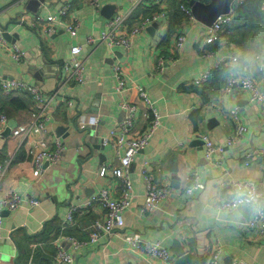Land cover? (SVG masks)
Returning a JSON list of instances; mask_svg holds the SVG:
<instances>
[{
  "label": "crops",
  "instance_id": "crops-1",
  "mask_svg": "<svg viewBox=\"0 0 264 264\" xmlns=\"http://www.w3.org/2000/svg\"><path fill=\"white\" fill-rule=\"evenodd\" d=\"M191 1L206 6L212 2ZM236 1L233 0L232 7ZM90 2L44 0L36 12H31L27 10L29 0H0V30L7 26L8 33L7 37L3 34L5 44L9 48L17 46L23 52L17 63L0 47V78L22 80L37 87L47 98L56 94L48 105L45 132L24 142L12 137L10 130L32 121L34 102L28 94L12 95L11 98H18L13 104L8 103L10 98L0 96L7 120L0 136V165L5 166L0 174V203L12 194L38 202L33 207L23 203L15 211L3 212L0 249L12 251L10 264H27L30 258L33 264H53L58 251L73 252L70 242L65 240L72 238L86 243L72 253L75 264H152L145 253L130 251L125 246L124 237L137 233L143 241L159 242L168 250L170 264H204L218 248L219 264H264V232L245 227L254 212L246 207L233 211L218 209L230 196L226 186L229 181L254 182L264 195V157H255L247 165L245 159L248 151L264 152V110L240 88L225 92L228 77L234 74L229 68L213 72L202 87L190 85L215 62L231 57L242 60L245 54L264 58V0L261 5L247 3L240 17L238 7L246 2L235 4L234 21L226 28L221 43L212 46L203 45L205 25L197 20L195 23L186 18L180 23L178 20L174 34L181 32L186 37L179 51L174 48V38L169 32L175 0L167 1L168 19L153 23L156 27L147 26L127 50L110 48L105 43L88 44L86 38L98 37L115 15L130 11V3L102 0L96 10ZM66 4L70 6L69 14L59 17L60 7ZM156 11V6L135 8L129 26ZM36 14L54 16L61 23L74 20L78 24L76 36L70 38L64 26H56V33L49 35L31 28ZM73 45L81 49L84 83L71 82L60 87L62 66L70 60ZM160 58L165 61L162 72L156 70ZM115 66L121 68L127 80L130 89L127 94L115 90ZM262 73L264 67L257 65L240 75L259 81ZM133 86L147 93L161 124L127 169L132 199L123 215L124 227L89 243L91 225L104 218L105 211L100 206L95 205L76 217L75 224L64 231L60 227L71 207L86 202L97 191L107 189L112 197H120L121 181L111 174V169L119 166L126 144L116 151L104 145L103 139L124 118L120 104L125 101L137 107L134 132L148 127L150 120ZM232 108H237L246 133L234 147L225 148L207 161L200 135H207L214 144L224 142L232 130L225 113ZM80 117L96 123L89 125L88 121L86 126H79ZM76 124L85 130L78 133L74 129ZM38 139H44L50 149L54 148L55 140H60L63 151L66 148L68 152L66 161L59 160L61 172L47 177L43 181L45 189L40 191L35 186L37 179L32 176L27 155L32 142ZM102 168L107 172L100 177ZM194 173L199 187L187 194ZM144 176L167 189L166 198L153 213L141 212L146 192ZM67 184L71 194L65 190ZM56 190L67 195L62 197Z\"/></svg>",
  "mask_w": 264,
  "mask_h": 264
},
{
  "label": "built area",
  "instance_id": "built-area-1",
  "mask_svg": "<svg viewBox=\"0 0 264 264\" xmlns=\"http://www.w3.org/2000/svg\"><path fill=\"white\" fill-rule=\"evenodd\" d=\"M102 0H91L90 4L96 10L99 7V3ZM129 2L131 5L130 11L126 14H117L111 20L106 23V28L98 37L89 36L86 38L88 44L105 43L110 48H122L127 50L132 40L139 34L145 31L147 26L163 22L168 19V13L166 4L168 0H123ZM246 0H237L235 4L240 5ZM235 4L233 5V12L231 14H225L218 16L214 22L206 27V35L203 40L204 46H212L214 44H220L223 34L226 28L234 21L235 18ZM156 6L158 11L152 13L151 16L141 17L132 25L129 26L128 21L132 11L140 6ZM179 10L184 14L186 20L190 23H195L196 19L186 4H181ZM70 6L68 4L60 7L58 11L59 17H66L69 14ZM31 28L43 33L44 35L55 34L56 26H64L65 32L70 38H74L77 34L78 24L73 20L69 23H61L55 19L54 16L41 17L36 14L32 17ZM186 42V37L183 33L178 32L174 36V48L181 50ZM0 47L11 56L15 62H20L23 58V52L17 46L8 47L3 39V32L0 30ZM81 49L78 45L70 47V60L62 66L63 78L61 80L60 87L68 85L69 83L83 84L84 83V64L80 58ZM238 60L237 57H231L229 60L223 62H215L211 68H209L200 77L191 81L190 85L193 87H202L206 85L213 72L221 70L223 68H229L233 61ZM164 59L160 58L157 62L156 70L162 72L164 66ZM261 70V69H260ZM115 78V90L119 93L127 94L130 90L127 87V80L121 71L119 66L113 68ZM240 88L246 94L252 103L257 104L264 110V73L261 75V80L254 81L253 79L246 78L240 74H231L227 80V86L225 92H230L232 88ZM138 93V100L143 105L146 116L149 118L148 127L140 132H134L135 112L136 106L128 102H122L120 104L121 109L125 112V116L122 121L117 125L116 130L111 132L108 138L103 139V144L112 147L116 151L126 144V150L124 156L119 158V166L111 169V174L121 181V193L120 197L114 198L107 189H101L93 194L86 202L77 206L71 207L66 214L65 221L62 223L60 230L73 226L75 224L76 217L86 214L93 206L98 205L104 211L103 220H96L91 225V231L89 233V243L98 241L101 236H110L124 227L123 215L131 205V192L132 186L127 177V169L131 165L134 156L147 147L149 139L160 127V115L158 111L148 97L147 93L138 86H133ZM0 93L3 96H12L17 94H28L34 102V114L32 121L26 125L18 126L10 130L12 137L18 138L21 142L29 140L31 137L40 136L45 132V121L48 105L51 100L56 96L53 94L51 98L44 97L39 89L35 86L29 85L22 80H5L0 78ZM70 105V104H69ZM227 122L232 126V130L228 137L221 144H214L207 135H200V139L203 142L204 158L207 161L212 160L214 155L221 154L225 148L234 147L245 135L246 128L241 124L240 116L237 108H232L226 111ZM89 121V123H87ZM92 125L96 123V120H84L83 117L79 118V126ZM7 120L5 116L0 117V136L6 127ZM63 151V145L60 140L54 141V148L50 149L44 139H38L32 142L30 149L27 151V155L31 159L33 168L32 176L38 179L45 170V164L47 167L56 165L61 157ZM255 157H264V152L252 153L247 152L245 154L246 165L248 162L255 159ZM9 163V161H7ZM5 166L0 165V174H3ZM107 170L102 168L99 171V176L105 175ZM2 176V175H0ZM146 183V192L144 202L141 208V212L153 213L158 210L159 203L166 198L167 189L162 186H158L153 182L150 176H144ZM248 186L254 188L256 193L259 194L260 199L264 200V195L259 191L256 183L251 181H229L226 186L229 188V198L218 205V209L221 211H233L240 207H236L233 203L232 193L238 186ZM199 187L197 175L193 174V182L190 189L186 190L187 194H190L194 189ZM23 203H28L30 207L38 205V202L34 199L23 200L17 194H12L10 197L4 199L0 203V239L2 234V218L3 212H12L21 208ZM243 207V206H241ZM245 227L249 230L257 231L258 233L264 232V213H253L252 217L246 221ZM70 242L72 253L78 252V250L85 245V242H79L72 238H67ZM125 246L130 251L145 253L149 262L152 264H170L171 254L168 250L160 246L159 242H146L140 238L137 233L126 235L124 237ZM221 249H216L204 262V264H219V255ZM65 250L57 252L53 264H75L74 254ZM0 264H3L0 261ZM27 264H33L30 258ZM106 264V263H103ZM248 264V263H239Z\"/></svg>",
  "mask_w": 264,
  "mask_h": 264
},
{
  "label": "clouds",
  "instance_id": "clouds-1",
  "mask_svg": "<svg viewBox=\"0 0 264 264\" xmlns=\"http://www.w3.org/2000/svg\"><path fill=\"white\" fill-rule=\"evenodd\" d=\"M259 65L264 67V58L252 54H245L241 59L233 61L229 67V72L241 74L254 70ZM233 203L236 207L250 208L255 213H264V200L260 199L259 194L256 193L254 188L248 186H238L232 193Z\"/></svg>",
  "mask_w": 264,
  "mask_h": 264
},
{
  "label": "water",
  "instance_id": "water-1",
  "mask_svg": "<svg viewBox=\"0 0 264 264\" xmlns=\"http://www.w3.org/2000/svg\"><path fill=\"white\" fill-rule=\"evenodd\" d=\"M232 2L233 0H212V2L206 6L200 2L190 1L188 6L190 7L195 19L199 23L205 25L206 27H209L218 16L225 15V14H231L233 12V7L231 5ZM42 4H44V0H29L30 7L27 8V10L31 12H36L37 8ZM31 5L34 6V8H31ZM32 14H35V13H32ZM151 27H156V24H153L148 29H150ZM1 30L4 36L7 37L8 36L7 26L2 27ZM78 128L79 126L78 124H76L74 126V129L78 133H82L85 130V129H81V128L78 129ZM7 131L9 132V130ZM46 167L47 165L45 164V168ZM65 190L69 194H71V190L68 189V184L65 185ZM239 209H241V207ZM233 264H239V263H233Z\"/></svg>",
  "mask_w": 264,
  "mask_h": 264
},
{
  "label": "trees",
  "instance_id": "trees-1",
  "mask_svg": "<svg viewBox=\"0 0 264 264\" xmlns=\"http://www.w3.org/2000/svg\"><path fill=\"white\" fill-rule=\"evenodd\" d=\"M189 1H191V0H175V3H176V10H174V14H172L171 16L172 17H170V19H171V24H170V28H169V32H170V34L172 35V37L174 38V36L176 35V34H174L175 32H176V27H177V23H178V20H179V23L182 21V20H184L185 19V16H184V14L179 10V6L181 5V4H186L187 6H188V2ZM199 1H203V2H207V0H199ZM174 2V1H173ZM246 3H244L242 6H239L238 7V17H240L241 16V11L247 6L246 4L248 3L249 5H251V4H253V5H256L257 4V2L259 3V5H261V3L263 2V0H246L245 1ZM167 13H168V11H167ZM238 19V18H237ZM197 90V89H196ZM197 92H199L198 90H197ZM18 95H20V94H18ZM23 95H26V94H23ZM0 96H3L1 93H0ZM3 97H5V98H10V102H8V103H10V104H13L14 102H17L18 100V98H11V97H13V96H3ZM18 108V107H17ZM4 105H3V100H2V98L0 97V117L1 116H4L3 114H4Z\"/></svg>",
  "mask_w": 264,
  "mask_h": 264
},
{
  "label": "rangeland",
  "instance_id": "rangeland-1",
  "mask_svg": "<svg viewBox=\"0 0 264 264\" xmlns=\"http://www.w3.org/2000/svg\"><path fill=\"white\" fill-rule=\"evenodd\" d=\"M68 156V152L67 149L65 148V150L62 152L60 160L61 161H66ZM62 165L60 163V161L56 164V165H52L50 166L44 174H42L41 177H39L36 181H35V186L38 189V191L45 189V187L43 186V181L47 178V177H51L53 175H56L58 173L61 172L62 170ZM55 193H60V195H62V197L66 196L67 193L65 192H60V191H54ZM1 248V247H0ZM12 251L11 250H1L0 249V260L5 264H10L12 262Z\"/></svg>",
  "mask_w": 264,
  "mask_h": 264
}]
</instances>
